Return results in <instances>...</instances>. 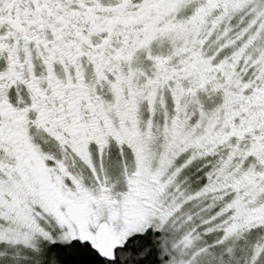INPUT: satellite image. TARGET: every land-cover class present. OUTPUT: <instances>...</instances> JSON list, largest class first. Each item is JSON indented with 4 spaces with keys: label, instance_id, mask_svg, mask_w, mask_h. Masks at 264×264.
<instances>
[{
    "label": "snow or ice",
    "instance_id": "snow-or-ice-1",
    "mask_svg": "<svg viewBox=\"0 0 264 264\" xmlns=\"http://www.w3.org/2000/svg\"><path fill=\"white\" fill-rule=\"evenodd\" d=\"M0 264H264V0H0Z\"/></svg>",
    "mask_w": 264,
    "mask_h": 264
}]
</instances>
